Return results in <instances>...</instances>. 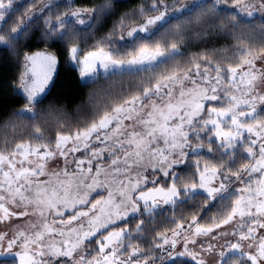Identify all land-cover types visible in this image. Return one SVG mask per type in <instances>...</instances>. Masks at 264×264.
<instances>
[{
	"label": "snow or ice",
	"instance_id": "6c2138e0",
	"mask_svg": "<svg viewBox=\"0 0 264 264\" xmlns=\"http://www.w3.org/2000/svg\"><path fill=\"white\" fill-rule=\"evenodd\" d=\"M118 2L45 20L84 86L111 82L89 95L90 120L46 110L54 140L35 109L57 57L23 56L25 106L0 119V264H264V0H231L233 11L220 7L230 0H145L80 59V34ZM24 6L0 0L5 48L53 7H29L4 31ZM192 43L203 50L185 57ZM125 77L134 83L115 87Z\"/></svg>",
	"mask_w": 264,
	"mask_h": 264
},
{
	"label": "trees",
	"instance_id": "16d2710c",
	"mask_svg": "<svg viewBox=\"0 0 264 264\" xmlns=\"http://www.w3.org/2000/svg\"><path fill=\"white\" fill-rule=\"evenodd\" d=\"M38 1L34 0L33 2V0H29L22 2L21 4L25 6L19 7L16 13L8 19L7 24L4 25L5 29L7 28L5 31H10L11 26L15 23L14 21L23 15L30 6H35ZM103 2L104 0H71L69 2L57 3L50 10L39 16V18H34L33 22H30L28 25L27 35L22 36L19 42L12 48L9 49L0 45V119H7L11 113L17 112L25 106V97L16 87L18 78L22 73L23 56L42 50L48 51L57 57L56 71L53 79L46 93L41 97L42 103L37 104L35 109L40 117L36 123L44 129L45 136L54 140L56 134L54 121H44L45 112L50 107L62 111L69 125H74L77 121L83 122L92 118L91 106L87 105L89 95L101 88H108L111 82L101 77L96 83L84 86L79 77L78 70L71 64L69 59L68 48L71 45L66 41L46 40L44 38L46 31L45 20L51 17L54 22L56 15H60L61 12L70 8L68 7L69 4L75 9H86L97 7ZM167 2L172 3V0H167ZM143 3H145V0H119L112 9L113 14L107 16L106 20L95 23L91 29H87L80 34L79 46L81 53L79 58L88 51L94 50L99 41L106 40L113 26L119 22L120 18L125 14L131 15ZM56 5H59V7ZM230 5L231 0L228 4H221L220 7L230 11L228 9ZM260 20L255 18L257 26ZM116 43H119V41L117 40ZM234 44L235 42L231 40H221L218 46L232 47ZM202 50L203 46H197L196 43H192L184 48V55L185 57H191ZM133 83L132 80L125 77L123 81L117 80L115 87L119 88L123 85L124 88H128ZM81 105L85 106L84 109H81ZM24 123L26 128L23 134L27 135L33 128L30 122L25 121ZM180 168L183 170L180 173L182 176H187L194 171V169L189 168L187 165ZM201 203V201L197 200L190 202L184 207L177 208V218L183 215L190 219V209L194 205ZM211 214L209 213L208 217ZM170 217L171 211L166 213L164 217L158 216L157 229L162 230L164 220L170 219ZM208 217H205V219Z\"/></svg>",
	"mask_w": 264,
	"mask_h": 264
},
{
	"label": "rangeland",
	"instance_id": "374dc122",
	"mask_svg": "<svg viewBox=\"0 0 264 264\" xmlns=\"http://www.w3.org/2000/svg\"><path fill=\"white\" fill-rule=\"evenodd\" d=\"M24 1H29V0H16L17 4H21V3L24 2ZM69 1H71V0H51V3H52V5L54 6V5L57 4V3L69 2ZM44 2H46V0H39L35 6H30V7H31V10H32L33 12H37V13H38V10H39L41 4L44 3ZM169 4H171V3H169ZM28 9H29V8H28ZM228 9H229L230 11H233L231 5L228 7ZM76 10H78V9H75V8L70 7V8H68L66 11L61 12V14H64V13H66V12H69V13H70L71 11H76ZM81 10H82V9H81ZM27 11H28V10H26V12H27ZM46 11H47V10H45V12H46ZM26 12H25V13H26ZM25 13H24L23 15H21V16H24ZM41 15H43V14H39V16H41ZM16 16H17V15H16ZM16 16H15V19H16ZM86 16H87V14L85 13V17H86ZM255 18L262 19L261 13L257 12ZM17 19H18V18H17ZM17 19H16L14 22H17ZM74 26L77 27V28H84V27H85V26H82V25L75 24V22H74ZM3 30L5 31V30H7V28L5 29V27H4ZM2 46H3V45H2ZM37 52H45V51H43V50H42V51H36V52H33V53H28V55H32V54H35V53H37ZM47 52H48V51H47ZM48 53H49V54H52V53H50V52H48ZM82 58H83V56H82L80 59H82ZM70 62H71V61H70ZM71 64H72V65L78 70L76 64H74V63H72V62H71ZM23 71H24V68H23V65H22V72H23ZM78 72H79V70H78ZM54 73H55V72H54ZM54 73H53V76H54ZM79 77H80V73H79ZM80 79H81V77H80ZM81 81H82V80H81ZM50 83H51V81L48 83L47 87L45 88V92L41 94V97L46 93V91H47V89H48ZM18 90H19V92H20L21 94H23L22 90H20V89H18ZM23 95H24V94H23ZM184 166H185V165H181L180 167H184ZM13 223H15V222H13ZM0 231H9V225H2V224H0ZM9 235H11L10 232H9ZM169 235H170V234H169ZM201 239H204V238H201ZM213 243H216V242L213 241ZM93 247H95V245H93ZM181 247H182V244H178V245H177V248H178V249H180ZM190 247H192V246L190 245ZM14 250H15V249H14Z\"/></svg>",
	"mask_w": 264,
	"mask_h": 264
}]
</instances>
